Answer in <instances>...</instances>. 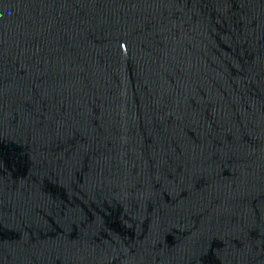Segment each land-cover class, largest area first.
Instances as JSON below:
<instances>
[{
    "label": "water",
    "instance_id": "water-1",
    "mask_svg": "<svg viewBox=\"0 0 264 264\" xmlns=\"http://www.w3.org/2000/svg\"><path fill=\"white\" fill-rule=\"evenodd\" d=\"M0 264H264V0H0Z\"/></svg>",
    "mask_w": 264,
    "mask_h": 264
}]
</instances>
